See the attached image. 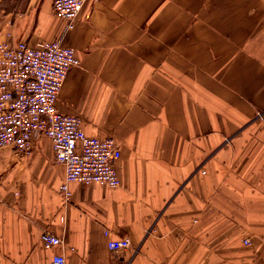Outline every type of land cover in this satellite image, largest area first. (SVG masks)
Instances as JSON below:
<instances>
[{
  "label": "crops",
  "instance_id": "crops-1",
  "mask_svg": "<svg viewBox=\"0 0 264 264\" xmlns=\"http://www.w3.org/2000/svg\"><path fill=\"white\" fill-rule=\"evenodd\" d=\"M52 3L0 0V41L57 40ZM62 44L79 65L56 108L118 142L120 186L65 202L48 140L3 148L0 264H264V0H86Z\"/></svg>",
  "mask_w": 264,
  "mask_h": 264
},
{
  "label": "built area",
  "instance_id": "built-area-1",
  "mask_svg": "<svg viewBox=\"0 0 264 264\" xmlns=\"http://www.w3.org/2000/svg\"><path fill=\"white\" fill-rule=\"evenodd\" d=\"M86 0H53V14L64 21L63 34L57 40H41L34 46L25 42L0 41V155L5 147L22 156L33 153V144L44 138L51 144L55 162L63 170L58 193L65 202L71 197L70 184H99L118 188L116 164L121 158L118 142L111 137L86 135L81 120L56 108L58 94L71 67L79 65L75 50L62 44V35L73 30L77 15ZM204 173V172H202ZM108 229L103 230L106 237ZM39 242L44 250L61 247L62 238L43 231ZM244 246L251 240L245 237ZM112 254L129 250V238L108 239ZM52 264H65L54 255Z\"/></svg>",
  "mask_w": 264,
  "mask_h": 264
},
{
  "label": "rangeland",
  "instance_id": "rangeland-1",
  "mask_svg": "<svg viewBox=\"0 0 264 264\" xmlns=\"http://www.w3.org/2000/svg\"><path fill=\"white\" fill-rule=\"evenodd\" d=\"M5 38H7V37H5Z\"/></svg>",
  "mask_w": 264,
  "mask_h": 264
}]
</instances>
